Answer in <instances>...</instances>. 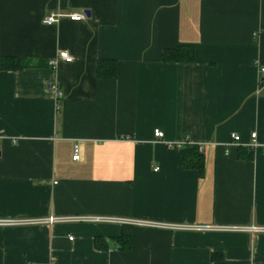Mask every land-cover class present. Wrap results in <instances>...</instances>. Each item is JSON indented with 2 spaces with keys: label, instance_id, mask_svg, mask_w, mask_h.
<instances>
[{
  "label": "crops",
  "instance_id": "1",
  "mask_svg": "<svg viewBox=\"0 0 264 264\" xmlns=\"http://www.w3.org/2000/svg\"><path fill=\"white\" fill-rule=\"evenodd\" d=\"M0 56L34 64L0 71V218L124 221L0 228V264H264V0H0Z\"/></svg>",
  "mask_w": 264,
  "mask_h": 264
},
{
  "label": "built area",
  "instance_id": "2",
  "mask_svg": "<svg viewBox=\"0 0 264 264\" xmlns=\"http://www.w3.org/2000/svg\"><path fill=\"white\" fill-rule=\"evenodd\" d=\"M85 14H75V13H69L65 14L62 12H53L49 16H46L43 19V24L46 26H53L55 24H58L63 19H67L72 22H80L85 20ZM59 58L64 60L65 62H72V57H70L66 52H61L59 54ZM51 65H54V62H51ZM260 74L262 77H264V68H261ZM261 84L264 88V79L261 80ZM52 89L56 92L57 98L60 100L63 97V94L59 92L57 89V86H53ZM154 135L157 139H163L164 135L163 132L160 130H155ZM252 139L255 140L256 134H253ZM0 138H2V134H0ZM233 143L238 144L240 142V136L233 134L231 137ZM198 150L200 153L203 152V147L197 145ZM81 158V150L80 146L78 144H75L73 148V159L74 161H79ZM101 222H107V223H119L124 222L121 220H116L112 218H97V217H54L51 216L50 218L46 219H11V218H0V228H15V227H24V226H33V225H55V224H63V223H101ZM126 223L131 224H138V225H147V226H154L159 228H165L169 230H184V231H246V229L241 228H226V227H195V226H184V225H158V224H148L143 222H132L127 221ZM249 231L252 232H264V229L261 228H252Z\"/></svg>",
  "mask_w": 264,
  "mask_h": 264
},
{
  "label": "trees",
  "instance_id": "3",
  "mask_svg": "<svg viewBox=\"0 0 264 264\" xmlns=\"http://www.w3.org/2000/svg\"><path fill=\"white\" fill-rule=\"evenodd\" d=\"M162 60L165 63H179V64H193L195 62L194 47L180 46L173 49L164 50L162 53ZM34 64L31 61L18 57L0 56V71H21L32 68ZM116 63L113 61H101L98 65V77L100 79L113 78L116 73ZM245 151L244 149H241ZM242 155V154H241ZM252 158V155H247ZM180 165L184 169L196 170L200 176L204 172V158L198 150L197 145L189 143L184 144L180 149ZM123 249H129L131 245V235L123 234L119 239ZM96 247L101 248L102 241L97 239ZM217 256H215V259Z\"/></svg>",
  "mask_w": 264,
  "mask_h": 264
}]
</instances>
